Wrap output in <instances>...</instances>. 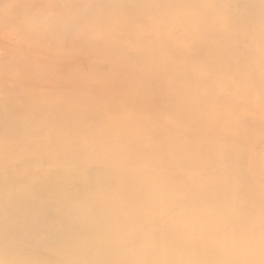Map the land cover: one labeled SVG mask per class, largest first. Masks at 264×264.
<instances>
[{"label": "bare ground", "instance_id": "bare-ground-1", "mask_svg": "<svg viewBox=\"0 0 264 264\" xmlns=\"http://www.w3.org/2000/svg\"><path fill=\"white\" fill-rule=\"evenodd\" d=\"M91 2L62 0L61 8L75 6L76 14L49 21L43 19L41 0H16L10 8L0 7V154L5 153L0 161H7L5 157L12 161V155L18 153L22 159L32 158L21 164L47 163L43 175L42 169H26L18 175L8 167L0 170V181H10L8 187H0V264H54L51 257L46 259L49 254L40 255L42 249H54L67 239L76 252L67 257V264H245L244 255H254L264 264V217L231 219L221 214L240 211L221 209V204L217 209H201L214 207L208 201L189 202L190 208H180L177 185L181 175L170 174L169 169L180 167V149L170 139L181 131V118L169 115V108L163 114L157 104L170 102L182 88L173 76L180 71L181 49L166 51L163 56L173 58L162 66V60L157 65L154 58L143 64L120 57L114 53L117 42H105L94 59L86 41H72L48 59L45 69L50 71L55 63L58 72L73 69L70 80L42 79L43 34L62 32L74 39L78 33L74 23L87 17ZM153 4L156 9H151L150 21L181 22L182 12L166 13ZM167 29L152 31L160 43L169 38ZM199 37L197 32L187 31L186 39L199 42ZM49 43L53 49L59 44ZM174 44L179 48V43ZM84 68L92 73L89 81L94 82V90L101 91V99L79 97ZM166 72H171V81ZM53 90L64 91L59 102L48 99ZM153 95H158L157 104L136 114L143 99ZM179 99L181 95L173 104L177 110ZM139 124L142 135L148 137L134 138L129 133ZM150 134L165 138L161 148L147 144ZM222 137L229 141L231 136L226 132ZM148 155L158 168L155 163H140ZM139 165L141 171L135 172ZM263 166L264 162L260 168ZM148 176L156 183L151 184ZM20 184L27 186L19 188ZM257 200L264 206V199ZM245 210L249 214L264 212ZM200 213L220 215L194 220ZM136 233L148 234H141V242L133 246L139 238ZM216 233L226 234L220 237ZM254 242L257 247L251 245ZM8 247L16 252L13 260L3 255ZM153 255L156 257L151 259ZM203 258L207 260L196 262Z\"/></svg>", "mask_w": 264, "mask_h": 264}, {"label": "rangeland", "instance_id": "rangeland-1", "mask_svg": "<svg viewBox=\"0 0 264 264\" xmlns=\"http://www.w3.org/2000/svg\"><path fill=\"white\" fill-rule=\"evenodd\" d=\"M0 1H3L0 7H9L11 3L16 2V0ZM91 1L87 17L74 23L78 24V33L74 39L62 32L43 34L42 42L43 45L46 44L42 48L40 57L42 79L48 81L49 77L52 79L57 77L70 80L74 74L73 69L58 72L56 63L51 64L50 71L45 69L48 66V59L64 50L67 43L72 41L79 44L86 41L88 43L86 46H91L90 50L94 59L98 58L100 49L106 45L105 42L111 44L117 42L118 49L114 50V53H119L120 57L127 56L143 64H147V59L150 62L154 58L157 65L162 60V66H168L170 59L173 58L163 56L167 53L166 51H171V47H175L178 51L181 49L180 71L173 72L174 78L182 85L181 90L176 91L170 102L161 100V104H157L158 95L148 96L142 102L139 99L142 105L139 104L134 111L141 115L144 110H149L147 105L157 104L163 114H167L166 109L169 108V115H180L182 129L176 138L173 135L170 139L172 143H176L175 147L180 149V167L175 165L169 169L170 174L180 173L181 175L179 185H177L179 187L178 198L182 203L180 208L187 210L191 207V202L208 201L214 207L201 209H217V205L221 204V209L240 211L236 214H221L231 219L248 216L264 217V212L249 214L245 210L253 208L260 212L264 210V206H259L257 203V198L264 199V166L260 168L264 162V0ZM41 2L42 16L47 21L55 17L59 19L62 14L75 15L78 9L73 6L63 10L62 0H41ZM153 2L162 7L166 13L182 12L181 22L175 23L173 19L156 20L155 23L150 21L149 17L154 12L151 9H156ZM197 17L198 21L192 22ZM217 22L226 24L224 26L214 25ZM160 28H168L167 30L171 33L169 38L166 37L162 43L152 32ZM42 30H44L43 27ZM188 30L197 32L200 35V41L186 39ZM205 37L206 40H204ZM49 41H58L59 44L57 46L53 44L55 47L53 49ZM174 43H179V48ZM143 47H145L144 51ZM87 56L89 57V53ZM170 73L166 72L171 81ZM91 76L92 73L84 68V85L81 87L79 97L99 100L102 97L101 91L93 89L94 82L89 81ZM147 84L148 82L145 83ZM40 87L43 89L45 87L43 80ZM53 91L52 97L48 99L52 102L56 99L59 102L64 91ZM179 95L182 100L179 99L180 109L177 110L173 104L176 103ZM146 117L150 118V113H146ZM226 132L231 136L229 141L222 137ZM129 133L134 134V138L139 135L149 136L142 135L140 124ZM159 136L150 134L151 141L147 144L161 148V142L165 138ZM212 137L215 139L213 140ZM129 150L134 151V148L129 146ZM173 152L175 153V149ZM4 154H0V159L4 157ZM12 157V161H10L11 157H5L7 159L5 162L0 161V170L8 167L15 171V175L26 169L32 171L42 169L40 173L42 175L46 173L47 163L39 165L32 161L33 163L21 164L23 160L32 158L22 159L18 153H14ZM139 160L140 163H155L154 167L158 168V164L149 155ZM141 169L139 165L135 172H140ZM242 169L247 172L242 173ZM116 175L118 176L119 173ZM148 179L151 184L156 183L154 177L148 176ZM9 182L0 181V187H8ZM26 186L27 184H20L18 187ZM235 193L237 196H234ZM145 199L146 197L143 200ZM218 215L220 214L200 213L193 219L212 218ZM141 234L148 233H136L139 238L132 243L133 246L139 245ZM225 234L216 233L220 237ZM71 241L67 239L61 246L54 249L43 248L44 253L40 255L49 254L46 259L51 257V263L67 264V257L76 255L70 247ZM251 245L258 246L255 242ZM15 253L13 248L8 247L4 248L3 255L13 260L16 257ZM156 255H153L151 259ZM250 256L242 257H246L245 264H260L256 256ZM198 259L197 263L207 260L203 258L200 262Z\"/></svg>", "mask_w": 264, "mask_h": 264}]
</instances>
